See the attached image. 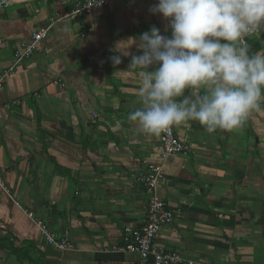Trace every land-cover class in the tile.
Here are the masks:
<instances>
[{
    "label": "crops",
    "instance_id": "0c3cea01",
    "mask_svg": "<svg viewBox=\"0 0 264 264\" xmlns=\"http://www.w3.org/2000/svg\"><path fill=\"white\" fill-rule=\"evenodd\" d=\"M75 1L1 9L0 72ZM157 3L116 0L64 18L0 90V264H136L112 249L124 228L147 222L149 196L134 177L150 163L162 164L157 194L173 214L158 246L193 264H264V101L238 130L176 126L188 151L166 159L159 136L128 120L142 107L143 70L130 67L140 35L155 26L171 37L150 11ZM246 41L250 54L264 53V33ZM29 214L74 249L48 246Z\"/></svg>",
    "mask_w": 264,
    "mask_h": 264
},
{
    "label": "clouds",
    "instance_id": "9594fccd",
    "mask_svg": "<svg viewBox=\"0 0 264 264\" xmlns=\"http://www.w3.org/2000/svg\"><path fill=\"white\" fill-rule=\"evenodd\" d=\"M150 11L168 20L171 37L153 26L138 39L142 54L131 57L130 67L143 70L142 107L128 120L142 133L160 136L190 121L209 134L238 130L261 111L264 53L250 54L245 38L264 29V0H158Z\"/></svg>",
    "mask_w": 264,
    "mask_h": 264
},
{
    "label": "built area",
    "instance_id": "2783aa9c",
    "mask_svg": "<svg viewBox=\"0 0 264 264\" xmlns=\"http://www.w3.org/2000/svg\"><path fill=\"white\" fill-rule=\"evenodd\" d=\"M14 0H4L0 3V10L8 8ZM21 3H27L30 0H17ZM35 2H47L48 0H33ZM116 0H103L102 5L97 7L92 4V0H76L72 8L65 17H58L51 20L50 23L33 33L31 38L23 43L14 52V59L11 66L0 72V90H2L7 79L11 77L17 66L29 59L38 50L41 42L46 38L49 30L59 21L67 17H85L90 15L94 10L105 7ZM264 33V29L246 37H256ZM176 126H173L167 133L159 136L161 144V159H166L172 155L184 154L188 151V146L179 139L175 134ZM164 178V171L161 163H150L145 166L143 171L139 172L134 181L140 184L145 193L149 196L147 207V222L140 229L124 228L122 232V244L115 246L112 250L115 252H125L138 256L136 264H193L191 261L184 259L176 252L166 251L156 243L158 233L162 228L171 224L173 221L172 212L166 207L165 202L157 194V188ZM0 187L4 186L0 183ZM35 226L39 229L45 243L54 249L62 252L74 249L72 243L67 239H56L48 228L39 219L33 218L29 214Z\"/></svg>",
    "mask_w": 264,
    "mask_h": 264
}]
</instances>
